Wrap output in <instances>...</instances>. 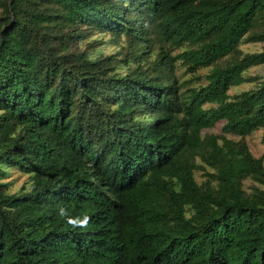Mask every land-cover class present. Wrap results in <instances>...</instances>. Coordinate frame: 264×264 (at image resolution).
Instances as JSON below:
<instances>
[{"label": "trees", "instance_id": "obj_1", "mask_svg": "<svg viewBox=\"0 0 264 264\" xmlns=\"http://www.w3.org/2000/svg\"><path fill=\"white\" fill-rule=\"evenodd\" d=\"M263 65L264 0H0V264H264Z\"/></svg>", "mask_w": 264, "mask_h": 264}, {"label": "rangeland", "instance_id": "obj_2", "mask_svg": "<svg viewBox=\"0 0 264 264\" xmlns=\"http://www.w3.org/2000/svg\"><path fill=\"white\" fill-rule=\"evenodd\" d=\"M106 49H109L108 46H105ZM263 49V46L261 44H256V45H244L242 46V51L244 53H256V52H261ZM108 52V51H107ZM246 78H256V81H251L247 82L240 87L233 88L230 92L231 95H236L239 94L243 91H248L250 89H254L255 86L264 80V65L263 66H258L251 68L247 74L245 75ZM185 80H188V78H185ZM193 85H196L195 83ZM264 135V131L257 132L253 136H251L248 139V143L250 145L252 153L255 155V157H260L264 155V146L261 143L262 136ZM196 179L199 183L203 182L205 180V177L203 176L202 172H196L195 173ZM22 181L18 183V186H20ZM244 186L247 192H251L252 186H254L253 182L251 180H246L244 182Z\"/></svg>", "mask_w": 264, "mask_h": 264}]
</instances>
